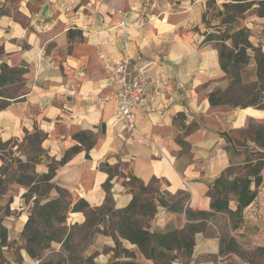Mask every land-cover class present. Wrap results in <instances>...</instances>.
Instances as JSON below:
<instances>
[{
	"label": "crops",
	"instance_id": "0c3cea01",
	"mask_svg": "<svg viewBox=\"0 0 264 264\" xmlns=\"http://www.w3.org/2000/svg\"><path fill=\"white\" fill-rule=\"evenodd\" d=\"M209 1L222 9L229 0H96V8L81 2L71 14L61 13L54 0H0V73L3 63L19 69L0 87V99L7 102L0 110V142L7 144L0 148V168L15 158L43 175L52 161L80 148L58 165L53 187L41 200L44 205L66 192L71 202L62 222L66 234L47 253L60 251L69 233L74 238L73 229L86 227V258L92 256L94 264H155L108 225L106 205L121 210L135 197L131 178L145 185L160 180L172 195L189 194L185 208L211 211L210 185L233 166L255 164L254 155L264 152L263 134L252 131V125L264 127V109L211 104L210 93L227 90L232 79L221 67L217 47L203 42L205 33L219 24L204 21ZM117 9L129 22L142 24L128 33L115 28L121 19L113 13ZM102 53L109 59L128 56L129 76L141 70L150 79L151 99L146 106H134L137 127L132 134L113 124L117 102L115 91L105 86L108 70ZM16 85V94H5ZM37 131L44 135L36 142L38 151L31 139ZM261 176L264 182V169ZM16 188L12 208L18 214L15 223H7L9 240L19 248L17 264H35L38 256L22 246L35 200L24 201L27 186ZM81 200L103 209L97 220L90 221L89 211L74 209ZM237 207L238 201L231 199L229 209ZM178 213L165 217L167 212L157 206L151 225L144 228L165 233L201 221ZM175 215H181V222ZM226 233L238 250L222 245ZM119 246L126 253L120 254ZM255 249L264 250V206L235 230L226 213L207 220L193 235L188 264H251L248 252Z\"/></svg>",
	"mask_w": 264,
	"mask_h": 264
},
{
	"label": "trees",
	"instance_id": "16d2710c",
	"mask_svg": "<svg viewBox=\"0 0 264 264\" xmlns=\"http://www.w3.org/2000/svg\"><path fill=\"white\" fill-rule=\"evenodd\" d=\"M215 1H209L208 7H211L212 4H215ZM252 3H247V1L243 0H229L228 2L223 3L222 9L218 8L216 16L222 18L220 24L213 26L214 29L210 33H205L204 43H211L215 45L219 51V59L222 69L230 76L232 79L230 87L225 91H215L210 93L209 98L212 105L221 104V103H231L230 95L234 93L237 85L241 83V75L240 72L244 69L249 62L250 56L247 53V49L252 47L249 41V34L244 27H238L236 22L240 19V17L244 16V13L250 9ZM207 13V12H206ZM206 13L204 14V21L207 20ZM263 14V13H260ZM210 23V22H209ZM241 45V46H240ZM256 52L255 59L257 62V74L258 81L264 83V52L259 49H254ZM19 72V69L9 67L7 64L3 63L0 73V87L5 86L9 80L11 79V75ZM1 93V91H0ZM263 98V96H262ZM258 99H254V102ZM7 102L0 99V110L6 107ZM237 106H241V104H237ZM254 106L259 109H264V98L262 102L256 103H247L242 105V107ZM83 134L77 135L80 139ZM44 135L37 131L32 135V142L36 143L40 141ZM92 144V143H91ZM5 144L0 142V148ZM7 145V144H6ZM91 145L87 147L90 148ZM80 148L74 147L71 149L66 155L62 158L60 162L52 161L50 163V170L48 173L43 175H35V176H26L25 183L26 185L33 184L35 186L32 192L38 193L39 191L48 192L53 186L51 184V180L54 177L55 171L59 164L65 163L75 152H77ZM2 157L3 154H1ZM87 156L89 154L87 153ZM256 157V163L253 164V171L247 175L245 178H233L231 181L227 179V172H224L222 176L210 185L209 194L212 197L211 203V211H199L192 210L190 208H185V205L189 199V194L183 191L178 193L179 196H182L181 199L176 201L174 205H172L171 210L173 212H183L185 211L188 219H194L197 217L201 219L200 223L193 224L192 230L190 232V236L193 237L194 233L200 229L204 228L207 220H210L211 217L226 213L229 215L232 223L233 230L240 227L243 222L249 219L252 216H258V213L261 211V208L264 206V182H262L261 171L264 169V152L258 151L254 158ZM252 158H247V161ZM249 164V163H248ZM251 164V163H250ZM107 166L106 164H102V167ZM27 167V166H26ZM28 168V167H27ZM3 169H5V164L0 168V189L6 188V182L3 177ZM251 177H254L256 185L258 186L255 190L251 189ZM23 182L22 180H20ZM18 181V182H20ZM109 183L106 184V188H108ZM66 192H62V197L59 200H53L45 203L44 205H40V201L38 196L35 199L36 206H40L43 213L46 217L50 218L53 216L59 215L62 211H68L69 206L71 204L69 200V196L66 197L64 195ZM4 194L0 192V264H3L4 258V249L9 247V229L4 225L3 221L7 214H2V209L4 205L1 203V195ZM68 194V193H67ZM231 199H236L238 201V207L236 210L229 209V202ZM109 200V199H108ZM137 196L134 197L133 201L124 209L116 210V215L121 216V222L116 226V230H118L120 236L130 240L132 243L137 244L141 252L153 259H163L166 257V250L171 248V243L173 241H177L178 245H182V243H187V236H180L176 229L169 230L165 233H152L148 229H145L143 226H137L132 222L130 218V213L135 212L137 208L145 207L146 205H139ZM183 201V202H181ZM6 207H8L6 205ZM111 208V207H110ZM75 210H86L91 211L95 218L99 217V214L102 213L103 209H92L90 205L85 201H79L75 206ZM157 205H154L153 208L149 210V214L151 217L156 213ZM88 212V213H89ZM91 215V214H90ZM97 215V217H96ZM58 219L64 222L66 218L58 217ZM33 218L30 215L28 222L26 224V228H29L32 224ZM52 227V225H49ZM66 228V227H65ZM36 233V235H35ZM40 233L37 230L34 231V235L32 237H28L27 240L30 242H37V234ZM66 234V232H65ZM71 234L67 235L64 244L70 238ZM63 238H59L58 240H62ZM53 241L52 238H50ZM118 242V239L116 238ZM221 243H226V247L229 249L238 250V246L233 237H229V235L222 234ZM193 246V242H192ZM262 250V249H261ZM32 256H37L34 253V250H28ZM223 252V248L221 250ZM169 259V258H168ZM170 261V260H169ZM8 264V263H7ZM107 264H140L133 260L131 261H119L112 260ZM170 264V263H167Z\"/></svg>",
	"mask_w": 264,
	"mask_h": 264
},
{
	"label": "rangeland",
	"instance_id": "374dc122",
	"mask_svg": "<svg viewBox=\"0 0 264 264\" xmlns=\"http://www.w3.org/2000/svg\"><path fill=\"white\" fill-rule=\"evenodd\" d=\"M243 1H247V3L252 4L250 6V9L244 13L243 17H240L236 24L238 27H244L246 29L249 34V41L252 47H249L247 49V53L250 56V59L248 64L244 66V69L240 72L242 78L241 83L236 86L234 93L229 97L231 100V104H241V106L247 103L258 104L262 102V99L264 98V83L258 81L257 62L255 59L256 52L254 51V49H259L264 52V21H262V19H264V0ZM217 10L218 6L216 4H212L211 7H208L206 13L207 24L209 22H212L213 20L219 21L220 24L222 18L216 16ZM18 90L19 86L16 85L14 87L6 89L5 94L13 95L16 94ZM256 98L258 100L254 102V99ZM255 129L258 132L262 133L264 137V127H261L260 125H252V131H255ZM32 146L36 151L39 150L38 144L34 143ZM1 148L6 149L7 145L5 144ZM252 171L253 163L242 166H233L228 170L226 176L228 180L229 176L241 179L247 177V175ZM2 172L4 181L6 182V188L3 187V189H0V192L4 193L1 195V203L2 205H4L1 213L7 214L5 220L3 221L4 225L7 226L8 221H11L10 219L14 220V223L16 222L15 218L18 214V211L12 208V204L16 196L15 193L18 191L16 188V184L27 186L29 188V190H27L22 196L25 202L32 201L33 199L35 200L36 192H32L35 186L33 184L26 185L25 177L35 176L36 174H34L32 171L31 163L19 162L15 158H13L12 161H6L5 169H3ZM20 180H22L23 182H21ZM130 182L133 184L135 196H137V198L139 199V205H146L145 207L141 206L140 208H137L135 212L130 213V218L132 222H134V224L143 227L150 226L152 223V217L149 214V210L153 208L154 205L160 206L161 210L167 212V214H165V217H167V215L175 213L171 210V207L176 201L181 199L182 196H179L178 194L172 195L171 193L164 190V186L166 185L165 183L160 180L153 179L150 183L145 185L134 178H131ZM37 194L40 205H43L41 204V200L44 199L46 192L39 191ZM64 195L68 197L67 193H64ZM6 205L8 207H6ZM106 206V211L108 213L107 219L109 220L108 225H110V228L113 225L116 227L121 222V216L116 215L117 213L115 211H112V208H110V204H107ZM29 212V217L30 215H32L33 221L29 228H24L22 235H24V237L26 238L32 237L34 235V231L37 229L40 233L37 234V242H30L27 240L26 243H22V246L27 248V250H34V253L38 256V258L35 259V264H94L92 256L86 258V250L88 248V228L85 227L73 229V234L75 235L74 238L68 239L67 242L62 245L60 251L47 253L46 251L54 246V241H59V238L64 237L67 228L63 226L61 222L62 220L58 219V217L66 218L67 213L66 211H62L59 213V215L48 218L43 213L41 207L36 206V202L30 206ZM90 214L91 222L97 220V218H95L91 211ZM175 216L181 222V215ZM112 217L114 218V224L111 222ZM167 219L168 218H166V221ZM194 219L198 218L194 217ZM49 225H52V227H49ZM192 225L193 224L191 223H187V225L183 229H176L177 231H179L178 234L181 237L187 236V243L178 245L177 241H173L171 243V248L166 250V257H163V259L157 258L156 260L151 258L155 261V264H171V262H177L179 264L189 263L193 242V237L190 236ZM50 238H52L53 241H51ZM119 248L120 254L126 253V250L122 246H119ZM18 250V246L14 242L10 241L9 247L4 249L3 264H17L18 262H20L21 258L18 254ZM248 254L250 255L251 264H260L264 262V250L255 249L248 252ZM253 256L256 257L253 258Z\"/></svg>",
	"mask_w": 264,
	"mask_h": 264
},
{
	"label": "built area",
	"instance_id": "2783aa9c",
	"mask_svg": "<svg viewBox=\"0 0 264 264\" xmlns=\"http://www.w3.org/2000/svg\"><path fill=\"white\" fill-rule=\"evenodd\" d=\"M54 1L56 8L63 14L73 13L81 2H86L96 8V0ZM113 13L121 15V19L114 24V27H119L127 33L142 24L141 20L129 22L122 9H117ZM101 58L105 68L108 70L105 86L113 89L116 96L117 104L113 116V124L121 125L123 130L132 134L137 127L136 116L133 111L134 106H146L151 99L150 79L141 70L136 71L133 77L129 76L130 58L128 56L119 59H109L102 53Z\"/></svg>",
	"mask_w": 264,
	"mask_h": 264
}]
</instances>
